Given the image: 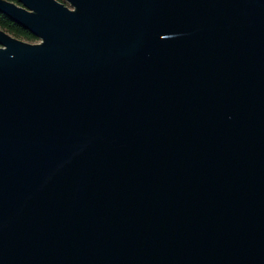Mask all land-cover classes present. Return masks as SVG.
Listing matches in <instances>:
<instances>
[{
  "label": "water",
  "instance_id": "1",
  "mask_svg": "<svg viewBox=\"0 0 264 264\" xmlns=\"http://www.w3.org/2000/svg\"><path fill=\"white\" fill-rule=\"evenodd\" d=\"M0 0V264H264V0Z\"/></svg>",
  "mask_w": 264,
  "mask_h": 264
},
{
  "label": "trees",
  "instance_id": "2",
  "mask_svg": "<svg viewBox=\"0 0 264 264\" xmlns=\"http://www.w3.org/2000/svg\"><path fill=\"white\" fill-rule=\"evenodd\" d=\"M61 1V0H58ZM0 29L4 30L11 36L22 39L24 41L31 42L37 39L29 31L14 23L11 19L0 13Z\"/></svg>",
  "mask_w": 264,
  "mask_h": 264
},
{
  "label": "rangeland",
  "instance_id": "3",
  "mask_svg": "<svg viewBox=\"0 0 264 264\" xmlns=\"http://www.w3.org/2000/svg\"><path fill=\"white\" fill-rule=\"evenodd\" d=\"M63 3H64V5L65 6H67L69 9H72V6L71 5H69L67 2H65V1H63V0H61ZM20 40H22V39H20ZM24 41V40H23ZM25 42H28V41H25ZM37 42H39V39H35V40H33V41H31V42H28V43H37Z\"/></svg>",
  "mask_w": 264,
  "mask_h": 264
}]
</instances>
